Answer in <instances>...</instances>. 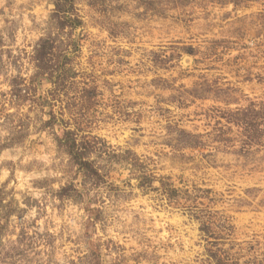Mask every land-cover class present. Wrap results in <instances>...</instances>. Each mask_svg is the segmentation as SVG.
I'll use <instances>...</instances> for the list:
<instances>
[{"label": "clouds", "instance_id": "obj_1", "mask_svg": "<svg viewBox=\"0 0 264 264\" xmlns=\"http://www.w3.org/2000/svg\"><path fill=\"white\" fill-rule=\"evenodd\" d=\"M64 3L0 0V206L15 209L0 264H264V178L246 195L188 149L166 147L163 123L141 125L130 103L131 91L175 94L153 89L150 72L180 83L251 77L249 87L259 78L264 91V0H72L84 20L75 31ZM113 28L112 44L99 38ZM217 35L239 60L217 54ZM50 38L63 55L74 40L87 48L73 54L71 87L38 67Z\"/></svg>", "mask_w": 264, "mask_h": 264}, {"label": "rangeland", "instance_id": "obj_2", "mask_svg": "<svg viewBox=\"0 0 264 264\" xmlns=\"http://www.w3.org/2000/svg\"><path fill=\"white\" fill-rule=\"evenodd\" d=\"M95 5L96 0H91V6ZM59 7L65 13L74 14L63 22L73 31L84 24V20L75 14L76 8L72 0H65ZM98 35L102 41L112 44L119 32L113 28ZM209 39L212 40V47L217 54L223 53L225 61H228L229 53L233 59H240L239 53L227 45L225 37L217 35L215 38L210 36ZM81 43L80 40L72 41V52L69 55L57 52L58 46L51 38L44 41L37 50L38 67L43 73L49 74V79L52 73L61 72V76L57 77L58 87H71L70 81L79 75L73 70V54L87 53V48L82 47ZM194 50L195 45H187L186 51L189 55ZM128 62H133L131 57ZM66 65L68 67H65ZM153 67L162 69L164 75H167L165 62L158 56L153 57ZM110 74L115 75L111 70ZM128 78L135 84L134 73H128ZM121 82L131 91L132 85L126 81ZM21 83L19 78L11 81L13 95L18 99ZM148 83L153 89H162L165 93L175 88V94L168 95L165 101L151 94L140 97L131 91L130 103L143 108L140 113L141 125L145 124L146 116L151 118L153 124L162 122L165 135L170 137L164 141L166 147L188 149L210 166V172L218 177L234 180L238 187H244L246 195L254 193L257 190L256 182L264 178V91L259 87L261 80H255L256 87H249L253 83L251 77L245 78L243 84L237 83L235 77L229 79L228 76L224 77L223 82L218 77L211 83L207 80L200 83L188 79L180 83L169 82L163 76L153 77L150 72ZM94 92L95 90H91V93ZM240 93L242 98L237 100L236 94ZM220 161H223V164H220ZM86 167L89 175H98L90 165ZM204 191L210 193L212 189ZM169 195L173 197L174 192L170 191ZM14 213L11 202L9 205L0 206V219L5 221L0 225V234L6 230L8 220ZM236 215L239 219H247L241 217L239 212ZM211 255L216 256L215 253Z\"/></svg>", "mask_w": 264, "mask_h": 264}]
</instances>
